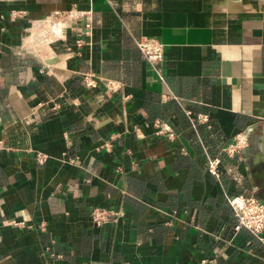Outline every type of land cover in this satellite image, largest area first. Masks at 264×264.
Here are the masks:
<instances>
[{"label":"crops","instance_id":"obj_1","mask_svg":"<svg viewBox=\"0 0 264 264\" xmlns=\"http://www.w3.org/2000/svg\"><path fill=\"white\" fill-rule=\"evenodd\" d=\"M0 142V264H264V3L0 0Z\"/></svg>","mask_w":264,"mask_h":264},{"label":"built area","instance_id":"obj_2","mask_svg":"<svg viewBox=\"0 0 264 264\" xmlns=\"http://www.w3.org/2000/svg\"><path fill=\"white\" fill-rule=\"evenodd\" d=\"M91 30L90 22L84 24L83 32L87 36ZM77 46H80L81 42H76ZM134 44L141 53L145 61L151 65L153 70L159 75L155 65L163 60V46L160 42L153 39H139L135 40ZM88 86L92 87L93 84L89 83ZM158 131L156 135H165L168 139H174L175 135L170 127L160 125L157 127ZM244 139L237 138L235 143L229 145L227 148L228 154H233L236 151L244 147ZM0 142V149H1ZM39 163L44 161L43 156H39ZM207 159V172L216 180L219 179V164L220 161L217 158H212L206 154ZM225 201L231 209L236 225L234 227L235 232L245 231L251 236L256 238L259 242L264 244V238L262 232L264 230V204L254 197H245L242 195L228 196L224 195ZM122 217V214L117 211H112L103 208H94L90 212V218L95 226H102L105 224H116ZM13 225H20L18 223H12Z\"/></svg>","mask_w":264,"mask_h":264},{"label":"rangeland","instance_id":"obj_3","mask_svg":"<svg viewBox=\"0 0 264 264\" xmlns=\"http://www.w3.org/2000/svg\"><path fill=\"white\" fill-rule=\"evenodd\" d=\"M261 1L264 3V0H261ZM49 28L52 29L51 26L48 23H46L44 28H41V32L48 31ZM28 36H29V34L26 37H28Z\"/></svg>","mask_w":264,"mask_h":264},{"label":"bare ground","instance_id":"obj_4","mask_svg":"<svg viewBox=\"0 0 264 264\" xmlns=\"http://www.w3.org/2000/svg\"><path fill=\"white\" fill-rule=\"evenodd\" d=\"M49 61H51V60H46V63H49Z\"/></svg>","mask_w":264,"mask_h":264},{"label":"water","instance_id":"obj_5","mask_svg":"<svg viewBox=\"0 0 264 264\" xmlns=\"http://www.w3.org/2000/svg\"><path fill=\"white\" fill-rule=\"evenodd\" d=\"M261 203H263V204H264V201H262Z\"/></svg>","mask_w":264,"mask_h":264}]
</instances>
